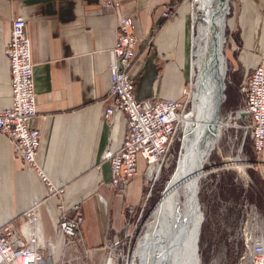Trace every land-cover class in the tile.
<instances>
[{"label":"crops","instance_id":"1","mask_svg":"<svg viewBox=\"0 0 264 264\" xmlns=\"http://www.w3.org/2000/svg\"><path fill=\"white\" fill-rule=\"evenodd\" d=\"M174 1L120 0V11L133 17L138 35L130 67L138 98H183L188 89L197 22L190 0L165 18V6ZM16 15L26 17L31 41L38 109L33 124L41 131L38 160L51 180L66 188V207L81 205V240L85 247L97 248L101 264L105 242L124 228L127 208L139 206L147 189L142 156L140 173L125 192L111 186L110 162L103 159L108 148L121 147L127 131L124 113L110 120L101 116L111 86L117 13L104 7L103 0H0V109L12 105L5 45ZM228 28L224 55L245 92L251 71L264 65V0H232ZM252 152L253 181L260 185L252 219L264 233V149L259 157ZM39 197L43 237L53 239L58 253L64 243L57 232L58 209L39 175L25 168L10 138L0 132V224L13 218L20 223L21 214Z\"/></svg>","mask_w":264,"mask_h":264},{"label":"built area","instance_id":"2","mask_svg":"<svg viewBox=\"0 0 264 264\" xmlns=\"http://www.w3.org/2000/svg\"><path fill=\"white\" fill-rule=\"evenodd\" d=\"M177 2H169L165 6V18L176 14ZM103 5L117 13V34L115 45L110 49L111 86L101 116L110 120L117 112H122L127 119V131L121 147L117 150L108 148L103 159L110 162L111 186L125 192L130 181L140 173L139 156L144 158L143 176L147 189L144 200L139 204L143 211L153 186L174 156V144L188 112L189 91L185 90L183 98H138L135 79L130 73L138 41L134 19L120 11V0H103ZM5 54L11 72L12 105L0 109V132L10 138L15 155L21 158L25 168L35 171L44 183L47 198L59 212L58 236H63V245H66L68 240L80 237L79 227L84 221V213L80 204L66 207V188L55 184L38 160L41 131L33 124L38 109L31 41L24 15L12 17L11 36L5 45ZM236 114L247 121L252 148L259 157L264 149L263 64L256 66L247 77L243 104ZM216 171L214 168L204 176ZM41 203L42 198H37L20 216V223L13 218L0 224V264H57L53 239L43 237ZM135 210L134 206L127 208L124 228L129 224L126 219ZM121 231L113 232L107 242L113 250L121 245ZM242 240L244 255L239 264H247L243 262L244 258L248 264H264V233L249 219L243 226ZM113 262L117 264V261Z\"/></svg>","mask_w":264,"mask_h":264},{"label":"rangeland","instance_id":"3","mask_svg":"<svg viewBox=\"0 0 264 264\" xmlns=\"http://www.w3.org/2000/svg\"><path fill=\"white\" fill-rule=\"evenodd\" d=\"M177 1V7H181L189 0ZM190 2L192 3L193 0ZM229 6L224 32L225 43L223 44L225 55L231 38L228 19L232 10V0H229ZM209 49H212V44ZM226 61V88L224 90L226 96L220 108L223 119L222 133L203 165L204 172L213 171L214 168L217 171L211 172L209 176L207 175L208 177L203 175L199 179V198L204 215L199 239L201 258L199 264H239L244 255L242 229L248 219L255 223V220L252 219L255 212L253 199H259L260 185L255 186L250 168L253 166L254 154L247 121L236 114L240 104H243L245 92L240 90L237 83L238 74L233 73L229 60L226 59ZM190 63L191 57L188 66L189 82L187 88L189 95L187 99L189 104L187 111L195 110L193 93L197 90L194 84L192 86ZM193 81L196 82V77ZM184 128L185 125H183L180 136L174 144V156L171 163L169 167L163 170L159 180L153 186L144 210L142 211L140 206H137L135 212L128 216L126 222L129 224L121 231V245L116 250L107 246L106 243L112 236L108 238L103 246L104 257L101 264H111L110 261L114 264L113 261L115 260L117 264H131L133 258H135L136 263H141V256L134 255V251L137 250L139 241L148 228L147 223L152 219L155 205L162 197L163 191L176 169L179 156L185 149L183 145L186 133ZM233 162L235 163L233 164ZM237 165L245 166L246 172L239 171L235 167ZM211 178H213L212 181H210ZM23 215L24 213L21 214V216ZM47 252L48 249H46V255ZM97 256L96 247L87 248L81 237H76L68 240L67 244L60 248V252H56L55 260L57 264H100L97 261ZM243 262L248 264L247 258H244Z\"/></svg>","mask_w":264,"mask_h":264},{"label":"bare ground","instance_id":"4","mask_svg":"<svg viewBox=\"0 0 264 264\" xmlns=\"http://www.w3.org/2000/svg\"><path fill=\"white\" fill-rule=\"evenodd\" d=\"M192 4V15L197 22L191 61L192 86L194 84L197 87L193 93L195 110L191 109L185 114V149L180 154L176 169L155 205L152 219L147 223L148 228L134 251V255L141 256L140 264H156L164 249L179 238L182 242L176 251V260L172 254V262L168 264H199L201 260L199 239L204 220L203 211L201 210L200 216H192L188 223L186 213H193L190 187L205 175V160L222 133L220 108L226 96L224 90L227 69L223 44L226 15L230 6L229 0H193ZM194 77L196 82L193 81ZM235 167L246 172L243 165ZM130 263L138 264L135 258Z\"/></svg>","mask_w":264,"mask_h":264},{"label":"water","instance_id":"5","mask_svg":"<svg viewBox=\"0 0 264 264\" xmlns=\"http://www.w3.org/2000/svg\"><path fill=\"white\" fill-rule=\"evenodd\" d=\"M192 175V173L190 174ZM190 202L192 203V215L186 213V222L188 223L192 216H200L201 213V204L199 198V181L196 180L192 183L190 187ZM159 237V236H158ZM160 238V237H159ZM177 237L175 236L174 239ZM182 240L179 238L174 243H171L168 247L164 249V253L161 258L156 260V264H168L170 261L172 262V254L174 255L173 258L176 260V251L181 244Z\"/></svg>","mask_w":264,"mask_h":264},{"label":"trees","instance_id":"6","mask_svg":"<svg viewBox=\"0 0 264 264\" xmlns=\"http://www.w3.org/2000/svg\"><path fill=\"white\" fill-rule=\"evenodd\" d=\"M143 199H144V197H143Z\"/></svg>","mask_w":264,"mask_h":264}]
</instances>
